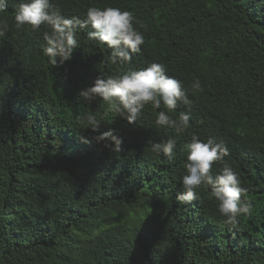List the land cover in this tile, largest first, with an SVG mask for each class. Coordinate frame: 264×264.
Here are the masks:
<instances>
[{
  "label": "trees",
  "instance_id": "trees-1",
  "mask_svg": "<svg viewBox=\"0 0 264 264\" xmlns=\"http://www.w3.org/2000/svg\"><path fill=\"white\" fill-rule=\"evenodd\" d=\"M17 2L0 14L9 22L0 37V264H264V0H52L66 16L90 5L130 10L145 36L141 54L121 66L82 32L72 59L54 67L40 47L43 26L15 28ZM153 62L192 100L171 161L151 152L176 135L156 127L151 106L129 124L105 115L103 101L77 99L100 74ZM90 113L98 133L85 128ZM109 130L123 137L121 152L92 140ZM191 134L230 149L225 162L252 202L236 226L206 188L199 201L176 200Z\"/></svg>",
  "mask_w": 264,
  "mask_h": 264
},
{
  "label": "clouds",
  "instance_id": "clouds-1",
  "mask_svg": "<svg viewBox=\"0 0 264 264\" xmlns=\"http://www.w3.org/2000/svg\"><path fill=\"white\" fill-rule=\"evenodd\" d=\"M9 3L10 0H0V14L8 11ZM139 23L132 11L115 6L90 5L83 17L66 16L52 0H18L14 16L18 30L27 25L32 31L40 32L43 26L44 43L40 47L52 67L72 59L74 51L80 47L79 35L82 32L86 33L88 41L99 42L110 50L107 59L111 64L131 65L145 44L144 33L136 27ZM8 30L7 18H0V37ZM191 88L202 91L199 79L193 80ZM77 99L89 104L103 101L106 105L105 115L114 112L129 124H137L145 108L151 106L156 127L171 129L176 134L151 143V152L157 156L162 154L169 161L176 155L177 136L191 127L192 100L183 82L168 75L163 63L153 62L118 75L100 74L90 86L80 91ZM178 105H184L187 110L180 111L178 116L171 115ZM101 124L96 115H87L86 129L98 133ZM109 139L114 143H109ZM92 140L110 152H121L124 142L123 137L113 130L94 135ZM82 142L89 141L82 138ZM183 150L187 151L183 164L186 174L181 178L183 190L176 196L180 204L199 201L198 190L206 188L207 198L218 201L217 209L225 218L226 225L236 226L241 217L250 215L252 202L248 199V189L242 185L238 172L225 162V158L230 156V149L225 143L215 137L202 140L196 134H191L190 142L184 145ZM218 162L223 167L214 172L213 166Z\"/></svg>",
  "mask_w": 264,
  "mask_h": 264
}]
</instances>
